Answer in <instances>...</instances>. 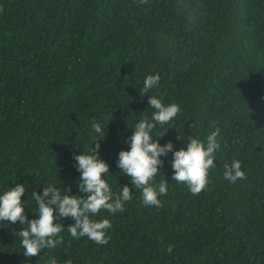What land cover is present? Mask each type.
Masks as SVG:
<instances>
[{
    "label": "trees",
    "instance_id": "1",
    "mask_svg": "<svg viewBox=\"0 0 264 264\" xmlns=\"http://www.w3.org/2000/svg\"><path fill=\"white\" fill-rule=\"evenodd\" d=\"M149 74L159 84L142 94ZM151 96L181 107L152 130L160 145L186 150L218 128L221 146L198 196L173 180V152L162 156L153 183L169 191L149 208L117 163L134 125L151 119ZM94 121L107 132V182L133 193L123 213L94 217L110 220L108 244L65 229L63 245L26 257L24 225L5 221L0 264H264V0H0V193L24 184L29 220L30 194L47 184L85 195L74 156L101 138ZM234 159L246 178L231 183Z\"/></svg>",
    "mask_w": 264,
    "mask_h": 264
},
{
    "label": "clouds",
    "instance_id": "2",
    "mask_svg": "<svg viewBox=\"0 0 264 264\" xmlns=\"http://www.w3.org/2000/svg\"><path fill=\"white\" fill-rule=\"evenodd\" d=\"M159 74H149L143 82L142 94H147L159 84ZM150 107L154 110L151 119L144 118L133 127V134L129 138L130 150L119 152L117 166L122 174L127 175L136 189L140 190L142 204L145 207H161V197L168 194V182L162 180L154 185V180L163 165L162 156L173 152L172 167L173 180L187 185L193 196H198L208 185L209 170L215 166L214 153L220 148V130L210 132L206 140L190 138L187 149L173 151V144L168 142L160 145L152 137V130L157 124L163 126L176 118L180 112V105L175 102L164 104L162 97L151 96ZM92 129L100 139L94 141L92 147L75 155L76 168L81 173L77 183L79 192L85 195H69L71 188L63 190V185L47 184L43 192L33 191L29 199L35 202L36 218L29 220L25 215L22 196L26 193L24 184H16L0 193V222L19 221L24 227L17 233L20 247L26 257L38 256L42 250H52L63 245L61 233L67 229L70 236L76 240L87 237L96 245H106L110 240L107 235L112 224L108 218L94 219L102 210L111 215L123 213L125 205L133 199L129 186H123L118 194L113 192L106 177L110 175V166L99 155V140L107 135L106 129L97 122L92 123ZM224 179L231 183L246 178L241 161L234 159L226 164ZM71 217L75 223L67 228L60 218ZM172 246L167 247L171 254ZM46 264H60L49 256ZM64 264H72L70 259Z\"/></svg>",
    "mask_w": 264,
    "mask_h": 264
}]
</instances>
